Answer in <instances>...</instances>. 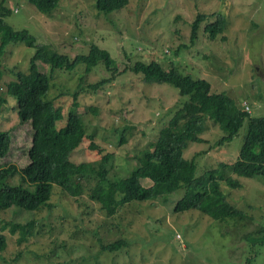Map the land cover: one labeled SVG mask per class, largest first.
<instances>
[{
    "label": "rangeland",
    "instance_id": "obj_1",
    "mask_svg": "<svg viewBox=\"0 0 264 264\" xmlns=\"http://www.w3.org/2000/svg\"><path fill=\"white\" fill-rule=\"evenodd\" d=\"M3 0H0V4ZM95 0H59L50 14L39 12L27 0H5L11 10L6 21L15 29H27L38 43L52 46L73 58L91 44L108 50L120 72L113 75L103 62L84 72V64L52 71L47 97L65 110L74 100L86 134L71 153L74 162L96 161L110 153V180L128 176L138 165L137 155L155 142L174 110L189 98L168 82L146 81L130 64L154 60L182 73L205 77L215 91H225L251 115L264 114V0H130L121 10L99 12ZM220 12L224 30L209 39L201 23L198 38L191 41V27L199 13ZM33 47L10 43L0 57V89L7 100L0 113V129L11 133L2 166L14 165L9 183H22L20 173L29 163L33 129L21 119L17 99L6 91L17 70H27ZM44 65V64H43ZM125 69V70H124ZM45 72L50 71L48 64ZM113 75V77H112ZM112 79L97 89L77 87L78 82ZM65 120V118H64ZM203 142H190L183 152L196 163L200 177L219 163L234 164L246 135L247 122L229 141L226 133L207 119ZM122 137L126 138L124 142ZM98 146L92 149L90 143ZM238 179L239 187L220 182L229 203L243 218L215 221L191 208L174 211L185 188L157 199L134 200L108 215L87 195L71 196L54 184L48 205L38 210L16 206L0 212L2 223L35 221L33 235L17 241L8 228L7 245L0 250V264H264V178ZM97 179L88 186L95 185ZM142 184L151 185L149 178ZM124 239L117 249L103 244Z\"/></svg>",
    "mask_w": 264,
    "mask_h": 264
},
{
    "label": "trees",
    "instance_id": "obj_2",
    "mask_svg": "<svg viewBox=\"0 0 264 264\" xmlns=\"http://www.w3.org/2000/svg\"><path fill=\"white\" fill-rule=\"evenodd\" d=\"M0 4V57L10 43H24L33 47L27 70H17L16 77L7 82L6 91L17 99V111L21 119H30L33 129L32 144L28 151L29 163L22 168V183L12 184L8 179L17 173L14 165L4 167L0 162V212L16 206L24 210H38L48 205L54 184L64 188L71 196L80 197L87 191L88 197L100 204L108 215L114 214L118 207L134 200L157 199L167 197L180 187L185 193L174 203V211L197 209L215 221L243 218V212L229 203L220 188L225 182L231 188L239 187L240 182L229 172L244 177L262 176L264 178V114L251 115L241 107L234 97L225 91H215L212 83L205 77H194L182 73L175 66L164 67L154 60L137 61L128 68L143 74L146 81L168 82L178 88L180 94L189 98L183 101L173 112L150 147L137 155V167L126 177L110 180L108 161L110 153L96 161L74 162L71 153L85 133L81 114L76 110L77 89L73 92L74 100L67 110L62 104H56L54 98L47 97L52 71L56 68L71 70L78 63L84 64V72L103 62L113 75L120 72L110 52L97 44L88 46L84 54L73 58L60 53L52 46L38 43L27 29L17 30L6 21L11 10ZM39 12L50 14L58 6L59 0H27ZM130 0H95V8L107 14L126 7ZM207 23L204 30L209 39H215L224 30L225 19L220 12L207 15L199 13L191 27V41L195 42L201 23ZM48 64L49 72L43 70ZM125 70V69H124ZM112 75V77H113ZM112 77L82 84L97 89L109 82ZM7 98L0 89V113ZM65 118V120H64ZM215 123L226 133L218 143L231 140L246 119L247 130L239 151V158L234 164L221 162L206 174L196 177V163L187 159L183 152L190 142H203L202 133L206 130L207 119ZM11 133L0 129V158L9 150ZM126 138L122 137L124 142ZM90 146H98L92 142ZM143 178H149L151 185L144 186ZM97 179L95 185L88 186ZM35 221L25 224L2 223L0 225V250L7 245L4 232L10 228L17 233V241L33 235ZM124 239H118L103 248L117 249Z\"/></svg>",
    "mask_w": 264,
    "mask_h": 264
}]
</instances>
